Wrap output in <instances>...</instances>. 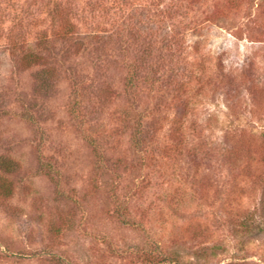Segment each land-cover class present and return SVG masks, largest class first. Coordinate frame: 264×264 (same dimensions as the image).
I'll use <instances>...</instances> for the list:
<instances>
[{"label": "rangeland", "instance_id": "1", "mask_svg": "<svg viewBox=\"0 0 264 264\" xmlns=\"http://www.w3.org/2000/svg\"><path fill=\"white\" fill-rule=\"evenodd\" d=\"M0 156V264H264V0H0Z\"/></svg>", "mask_w": 264, "mask_h": 264}, {"label": "trees", "instance_id": "2", "mask_svg": "<svg viewBox=\"0 0 264 264\" xmlns=\"http://www.w3.org/2000/svg\"><path fill=\"white\" fill-rule=\"evenodd\" d=\"M26 57H28V55ZM13 166H14V162L12 160H10L6 157L0 156V169H3V171L6 172ZM146 256H147L146 264H158V263H161V264H179L178 256L174 255L173 253L170 256L160 257V259L155 258V256L151 252L147 253Z\"/></svg>", "mask_w": 264, "mask_h": 264}]
</instances>
